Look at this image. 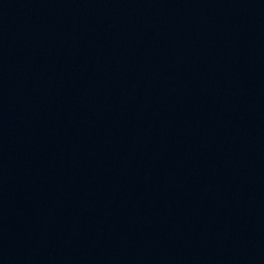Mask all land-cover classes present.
Here are the masks:
<instances>
[{"label":"water","instance_id":"1","mask_svg":"<svg viewBox=\"0 0 264 264\" xmlns=\"http://www.w3.org/2000/svg\"><path fill=\"white\" fill-rule=\"evenodd\" d=\"M0 264H264V0H0Z\"/></svg>","mask_w":264,"mask_h":264}]
</instances>
